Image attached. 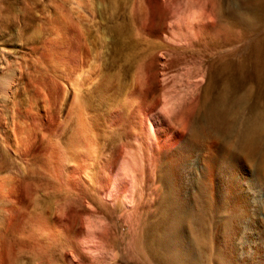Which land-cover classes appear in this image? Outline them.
<instances>
[{"label":"rangeland","instance_id":"374dc122","mask_svg":"<svg viewBox=\"0 0 264 264\" xmlns=\"http://www.w3.org/2000/svg\"><path fill=\"white\" fill-rule=\"evenodd\" d=\"M261 10L264 0H0V264H264V55L252 53L264 17H233ZM226 80L235 87L218 108L240 119L255 107L259 149L247 159L229 146L240 170L226 157L210 179L198 134L219 131L208 112ZM162 115L192 146L179 192L191 221L177 228L190 252L177 256L158 239L181 210L165 186Z\"/></svg>","mask_w":264,"mask_h":264},{"label":"bare ground","instance_id":"6f19581e","mask_svg":"<svg viewBox=\"0 0 264 264\" xmlns=\"http://www.w3.org/2000/svg\"><path fill=\"white\" fill-rule=\"evenodd\" d=\"M263 1V0H262ZM259 2V1H258ZM260 8V7H258ZM229 15V14H228ZM253 17H250L249 15H246L244 13L241 12H236L233 14L234 17V21L238 22V23H244L247 26L253 25L254 22H256V20H258V18L263 19L264 15L262 13V10L258 13L257 15H253ZM264 30V29H263ZM252 46L254 47V51H252L253 56H254V60L256 61V59L258 60L259 58H261V56L264 55V31L263 34H261L260 36L256 37L254 39V41L252 42ZM262 62V61H261ZM259 63V62H258ZM256 65V64H255ZM258 65V64H257ZM256 67V71L260 72L261 71V67L259 66H255ZM255 77H264V76H255ZM221 79V78H220ZM257 79V78H256ZM263 79V78H262ZM261 80V79H260ZM226 84H224V89H222L223 95H220L219 97H217V101L216 103H212L214 105L210 106L211 111H209L208 113H210V115L213 117H209L212 118L213 121L215 122L216 118L217 120L220 119L221 125L220 127L218 126L219 129V133L215 132V133H210V132H203L200 128L202 132L201 133V137L200 134H198V138H201V149L203 150L202 152H205L206 154V171L208 173V177L207 178H212V173L214 170L218 169V165H220V162L225 161L226 162V157H227V152L228 150H226L227 148H229V146H231V150H233L237 155H246L244 157H247L250 154H255L256 150L259 149L258 147V142L260 141V128H261V117L260 112H258L255 107H251V109L249 110L248 114L246 113L245 117L243 116V118H236L235 119V113H231L232 111L234 112L235 109L232 108V110L230 111L229 109L227 110V112L222 113L221 108H218V106L220 104H224V101L228 98V94L233 92L232 90V85L228 80H226ZM225 82V81H224ZM234 86V85H233ZM235 87V86H234ZM234 89V88H233ZM220 91V90H219ZM231 91V92H230ZM225 96H227L226 98H224V94H226ZM236 93V92H235ZM247 95V94H246ZM242 96V95H241ZM226 102V101H225ZM230 102V101H229ZM236 102H239L238 99H236V101L231 102V105L234 106L233 104H236ZM242 102V101H241ZM230 105V106H231ZM225 106V105H224ZM235 108V106H234ZM231 109V108H230ZM206 110V109H205ZM237 110V109H236ZM240 110V109H239ZM163 111V110H162ZM240 112V111H239ZM166 113V112H164ZM230 113V114H229ZM237 113V112H236ZM245 113V112H244ZM262 113V112H261ZM157 114V113H155ZM241 114V113H240ZM204 115V114H203ZM209 115V114H208ZM239 115V114H238ZM208 117V116H207ZM215 117V120H214ZM239 117V116H237ZM241 117V116H240ZM219 118V119H218ZM203 119V118H202ZM205 119V118H204ZM208 119V118H207ZM158 120V119H157ZM163 121V123L165 124L166 127V134H165V138H159L158 140V144L161 145L163 148L168 149L170 151L173 150V152H171L168 155V170L166 171V176H164L165 178V186L167 187L166 189H169L172 193L173 199L176 201V203L179 205L181 210H177L175 212H173L174 214V219H173V223L170 225V229L168 231H165L164 235H162L158 238L159 239V243L160 244H164V247L167 248L164 249L166 251H169L170 253H173L176 255V253L178 252H182L183 253H189L190 252V247L188 246L187 242L186 244H183L182 241L181 243L183 244L181 246V243L178 241L179 239H181L179 236L181 233L178 232L177 228L180 224L179 219H182L183 222H187L189 224V222L191 221V214L188 213V211L186 209H188L186 206H181V195H180V188L182 186V184L186 183L184 182L185 180L187 182L191 181V177H188V174L190 171L186 172V177L185 180H182L183 173H182V169L180 168L181 165L183 164V166H187L190 163L191 160V155H192V146L188 145V143H181L182 140V134L175 131V129H173L171 126H169L167 119L162 115L161 119ZM201 120V119H200ZM158 122V121H157ZM161 122V121H160ZM210 122V121H209ZM159 123V122H158ZM212 123V122H210ZM216 123H218V121H216ZM214 124V123H213ZM264 125V124H262ZM214 126V125H213ZM217 127V126H216ZM264 128V127H262ZM194 129V128H193ZM205 129V128H204ZM208 129V128H206ZM210 129V128H209ZM212 129V128H211ZM195 130V129H194ZM205 131V130H204ZM260 131V132H259ZM195 132V131H194ZM192 133V131H191ZM159 136V135H158ZM194 136V135H193ZM160 137V136H159ZM162 137V136H161ZM197 137V136H196ZM185 139V138H184ZM229 139H231V141H229ZM220 142L219 144L221 145V147H218V149L214 148L217 145V142ZM233 141V143H231ZM183 142V141H182ZM189 142V141H188ZM181 143V144H180ZM262 143V142H261ZM190 144V143H189ZM198 145V144H197ZM233 145V146H232ZM230 151V149H229ZM233 151V153H234ZM259 151V150H258ZM258 154V153H257ZM261 154V153H260ZM256 155V154H255ZM251 156V155H250ZM201 157V156H200ZM228 158V157H227ZM253 158V155L252 157ZM202 159V157H201ZM204 159V158H203ZM245 159V158H244ZM248 159V157H247ZM262 159V158H261ZM229 160V161H228ZM227 163L229 166H231L230 168H232L235 172H238L240 170V165L238 164V158L235 157V155L231 156L230 159L228 158ZM259 161V160H256ZM263 161V160H262ZM256 164V163H255ZM260 164V163H259ZM262 164V163H261ZM264 164V163H263ZM226 165V164H225ZM257 165V164H256ZM255 165V166H256ZM259 166V165H258ZM262 166V165H261ZM189 167V166H188ZM242 167V166H241ZM246 167V166H245ZM221 168V167H220ZM219 168V169H220ZM223 168V167H222ZM260 168V167H259ZM262 168V167H261ZM191 169V168H190ZM226 169V168H225ZM242 169V168H241ZM244 169V168H243ZM221 171V170H220ZM230 172V171H229ZM217 173V171H216ZM231 173V172H230ZM241 173V172H240ZM246 174V173H245ZM238 175H234L232 177H230V182L228 185H230L229 187V191L231 192V194L233 196H237L238 194ZM131 178V177H130ZM129 178V179H130ZM206 178V179H207ZM227 178V177H226ZM249 178V177H248ZM205 179V180H206ZM263 179H264V173H263ZM217 180V179H216ZM245 181V180H244ZM131 179L129 181L128 184H130ZM197 182V181H196ZM189 185V184H188ZM244 185V184H243ZM228 187V186H227ZM243 187V186H242ZM202 188V187H201ZM188 189V187H187ZM186 190V189H185ZM184 190V191H185ZM247 192V191H246ZM204 193V192H203ZM189 197V196H188ZM186 199V198H185ZM189 202V201H188ZM175 203V205H176ZM184 203V202H183ZM174 205V204H173ZM174 205V206H175ZM177 205V206H178ZM188 206V205H187ZM175 209V208H174ZM189 210V209H188ZM190 211V210H189ZM191 213V212H190ZM193 220V219H192ZM181 221V220H180ZM171 223V222H170ZM166 226V225H165ZM169 227V226H168ZM167 228V226L165 227ZM167 230V229H165ZM187 230V229H186ZM164 231V230H163ZM190 231V230H189ZM191 232V231H190ZM157 236V235H156ZM157 239V238H156ZM183 240V239H182ZM185 241H188L186 239H184ZM158 241V240H157ZM158 243V242H157ZM180 243V244H179ZM179 244V245H178ZM191 245V244H190ZM159 246V245H158ZM192 246V245H191ZM163 247V246H162ZM192 252V251H191ZM168 253V252H167ZM168 256V255H167ZM170 256H172L170 254ZM177 256V255H176ZM173 258V256H172Z\"/></svg>","mask_w":264,"mask_h":264}]
</instances>
